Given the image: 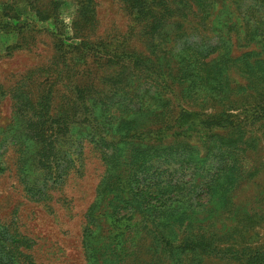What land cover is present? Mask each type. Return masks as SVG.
<instances>
[{"label": "trees", "instance_id": "16d2710c", "mask_svg": "<svg viewBox=\"0 0 264 264\" xmlns=\"http://www.w3.org/2000/svg\"><path fill=\"white\" fill-rule=\"evenodd\" d=\"M58 2L51 0L50 10L39 0L17 4L32 7L41 21H57ZM75 4L73 36L47 30L55 50L48 65L32 71L39 97L16 102L22 139L13 166L25 195L52 208L51 192L85 175L92 149L102 172L84 217L86 264H134L144 254L175 264L186 250L220 254L207 232L245 187L252 202L237 204L232 226H264V186L256 181L264 161L252 157L260 138L249 129L264 127V0H125L145 51L84 39L79 33L94 22L93 1ZM8 20L38 31L34 22ZM195 32L215 44L202 48ZM232 74L249 82L248 102L239 109L214 108L218 100L202 106L211 94L225 98ZM179 101L185 107L174 114ZM236 110L247 115H232ZM6 170L0 157V176ZM16 218L0 219V264H20L12 250L35 245ZM4 242L13 246L6 262ZM261 249L253 254L264 264Z\"/></svg>", "mask_w": 264, "mask_h": 264}, {"label": "rangeland", "instance_id": "374dc122", "mask_svg": "<svg viewBox=\"0 0 264 264\" xmlns=\"http://www.w3.org/2000/svg\"><path fill=\"white\" fill-rule=\"evenodd\" d=\"M19 1L0 0V83L4 92L0 99V157L7 167V170L0 176V219L9 223L14 216H17L16 222L19 230L35 242L33 247H31L32 242H27L23 245H16V248L12 250L20 264H86L82 230L85 224V214L94 199L95 187L102 172L97 155L91 151V148L87 150L89 157L85 175L82 178H71L68 185L53 190L49 201L52 208L49 210L42 205V202L34 201L25 195L13 166L15 150L18 148L16 143L22 139L20 124L15 117L16 102L18 101L21 106V101L27 99L25 94L33 100L39 97L40 79L34 77L32 71L48 65L55 50L54 38L47 30L58 29V33L65 37L73 36L74 28H78L79 25L78 23L73 25L77 7L75 0H59L57 21L55 18L41 21L33 14L32 7L17 4ZM50 1L39 0V5L43 9L50 10ZM92 1L94 22L90 28L81 27L79 34L83 35L84 39L87 38L91 42L113 40V42H118L119 51L121 49L145 51V40L141 35L142 27L140 28L127 12L124 6L125 0ZM6 14L20 19L27 25L34 22L38 31H30L28 26L23 29L16 28L8 20ZM6 19L10 26H4ZM209 26L214 25L210 23ZM208 37L209 34L205 32L202 35L196 32L192 34L193 42L201 45L202 48L215 44V40H209ZM184 40L185 37L182 38V41ZM173 41L171 44L174 43ZM15 44H19L20 47L8 50ZM233 55L239 57L241 52L236 50ZM260 69L264 74V66ZM232 80L234 82H229L230 89H225L227 95L223 100L219 101V97L211 94L208 98H203L202 106L218 100L212 103L214 108L239 109L248 102L244 99L247 98L248 92L251 93L249 82L244 79L238 80L233 74ZM18 92L22 94L21 97ZM182 104L184 103L180 101L174 104L177 108L174 114L185 107ZM164 113L172 114L167 110ZM232 115L243 118L247 114H241L240 110H236ZM261 124L264 125V122ZM257 125L249 128L251 136L260 138H254L257 153L251 154L258 161H264V127L258 128ZM256 181L264 186V171ZM243 202H252L250 192L246 187L235 193L232 201L234 205L227 204L225 206L227 214L218 215L210 232L206 231L210 234L211 243L221 248L220 254L209 255L200 250L191 252L186 250L184 257L175 264H259L253 253L262 251L264 226L255 224L232 226L234 220L238 218L233 209H238L237 204ZM174 231L179 233L177 229ZM37 236H41L42 239H38ZM20 245L21 247L17 248ZM12 248L13 246L4 242V262H6L5 256ZM154 249L157 250L156 246ZM133 263L172 264L170 260L160 259L156 254L153 256L144 254Z\"/></svg>", "mask_w": 264, "mask_h": 264}]
</instances>
